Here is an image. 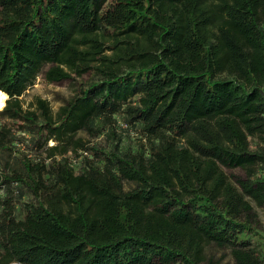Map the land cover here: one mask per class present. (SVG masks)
I'll return each mask as SVG.
<instances>
[{
  "label": "trees",
  "instance_id": "obj_1",
  "mask_svg": "<svg viewBox=\"0 0 264 264\" xmlns=\"http://www.w3.org/2000/svg\"><path fill=\"white\" fill-rule=\"evenodd\" d=\"M0 90V264H264V0H0Z\"/></svg>",
  "mask_w": 264,
  "mask_h": 264
},
{
  "label": "rangeland",
  "instance_id": "obj_2",
  "mask_svg": "<svg viewBox=\"0 0 264 264\" xmlns=\"http://www.w3.org/2000/svg\"><path fill=\"white\" fill-rule=\"evenodd\" d=\"M46 67L43 68L45 70ZM73 86L69 83H63L61 85H54L48 83L43 78V75L40 74L35 80V83L32 87L28 88L25 93L21 96V100L23 102V106L27 107L29 103H31L36 96L44 98L49 101L51 108L55 111L59 105L61 104V100L59 97L69 98L73 92ZM22 135V134H20ZM133 135V134H132ZM27 140V135H24ZM52 141L48 142V146L53 145ZM2 191H0L1 193ZM261 219L264 223V213L260 212ZM208 255H214L215 257L221 256L223 254L224 258L221 261V264H233L232 260L228 256V254H224L222 251L214 248L207 249Z\"/></svg>",
  "mask_w": 264,
  "mask_h": 264
},
{
  "label": "bare ground",
  "instance_id": "obj_3",
  "mask_svg": "<svg viewBox=\"0 0 264 264\" xmlns=\"http://www.w3.org/2000/svg\"><path fill=\"white\" fill-rule=\"evenodd\" d=\"M7 94L0 90V110L4 107Z\"/></svg>",
  "mask_w": 264,
  "mask_h": 264
},
{
  "label": "built area",
  "instance_id": "obj_4",
  "mask_svg": "<svg viewBox=\"0 0 264 264\" xmlns=\"http://www.w3.org/2000/svg\"><path fill=\"white\" fill-rule=\"evenodd\" d=\"M20 134H22L23 136L25 135L24 133H20ZM17 146H20V144H17ZM12 264H23V263L13 262Z\"/></svg>",
  "mask_w": 264,
  "mask_h": 264
}]
</instances>
